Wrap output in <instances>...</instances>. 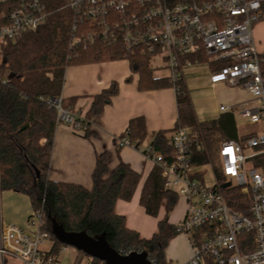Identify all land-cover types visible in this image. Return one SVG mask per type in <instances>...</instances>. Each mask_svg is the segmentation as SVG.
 <instances>
[{
    "label": "built area",
    "instance_id": "1",
    "mask_svg": "<svg viewBox=\"0 0 264 264\" xmlns=\"http://www.w3.org/2000/svg\"><path fill=\"white\" fill-rule=\"evenodd\" d=\"M263 1L72 0L69 48L122 42L127 54H147L151 65L165 66L173 83L184 78L186 67L218 61L217 68H210V82L249 89L262 104L241 114L250 123H258L264 121V58L254 26L264 20ZM47 17L41 0H20L9 16L1 12L0 52L9 39L36 30ZM203 55L208 57L205 62H201ZM49 103L57 110V124L85 131V115L65 107L62 97ZM229 109L221 106L223 111ZM116 140L120 147L143 150L129 139L128 132ZM169 145L173 156L167 157L152 144L143 151L160 168L166 187L189 199L186 216L176 224L192 249V256L182 264H264V127L243 140L219 143L223 185L240 188L249 198L246 212L229 205L214 169L215 182L208 185L203 180L202 167L208 162L196 161V150L202 146L196 134L189 128L176 129ZM47 239L52 237L45 229L43 210H33L27 224L20 226L5 222L0 208V264H10L11 259L20 264H81L78 258L73 263L62 261L64 245L43 250Z\"/></svg>",
    "mask_w": 264,
    "mask_h": 264
},
{
    "label": "trees",
    "instance_id": "2",
    "mask_svg": "<svg viewBox=\"0 0 264 264\" xmlns=\"http://www.w3.org/2000/svg\"><path fill=\"white\" fill-rule=\"evenodd\" d=\"M71 1L41 0L48 12L46 21L36 30L9 39L0 52V189L24 193L30 198L33 210H43L45 229L51 233L56 250L68 244L54 234V223L66 234L102 237L121 253L146 251L153 264H170L166 258V249L180 233L177 225L169 221V215L177 206L180 195L166 187L158 166L147 176L140 195V203L151 216H158L163 204L166 207V215L159 221L158 230L150 238L142 237L137 230L130 228L126 217L115 208L118 200L129 201L133 198L142 178L129 163L121 160L111 170L108 166V152L101 153L92 173L91 188L49 178L57 127V110L49 103V99L61 98L66 68L128 59L132 71L139 74L140 89L175 87L178 106L176 125L172 130L155 132L151 142L167 157L175 154L169 145V137L181 127L189 128L202 143L201 149L196 150V161L199 164L212 160L213 151L222 140H243L246 135H239L232 112L223 113L215 119L200 120L186 82L181 79L173 83L169 77H155L147 54H127L122 42L114 46L97 42L69 48L74 18ZM19 5L20 0H5L0 3V13L9 16ZM262 13L264 17V1ZM207 60V55L201 57V62ZM219 65L218 61L210 62L211 69ZM262 72L264 75V61ZM118 92L119 84L113 82L93 97L85 115L86 137L91 135V120L102 114L105 106ZM75 99L62 98V104L73 108ZM126 132L132 142L141 146L148 137L145 118H132ZM215 171L229 205L246 212L249 198L241 193L240 188L225 187L221 171L218 168ZM92 264L105 262L94 258Z\"/></svg>",
    "mask_w": 264,
    "mask_h": 264
},
{
    "label": "crops",
    "instance_id": "3",
    "mask_svg": "<svg viewBox=\"0 0 264 264\" xmlns=\"http://www.w3.org/2000/svg\"><path fill=\"white\" fill-rule=\"evenodd\" d=\"M254 36L259 51L263 53V20L256 23ZM199 64L202 63L186 67L183 70V80L188 88L192 78L202 68H205ZM203 64H206L210 74V66L207 63ZM151 66L154 68L155 77L169 76V70L165 66L157 68L154 65ZM113 82L119 84V92L105 106L102 114L91 120V135L89 137H86L84 132H77L68 125L57 124L49 178L78 183L91 188L93 185L92 173L97 157L101 153L108 152V166L111 170L121 160L129 163L134 170L141 174L142 178L133 198L129 201L118 200L115 208L119 214L126 217L127 225L130 228L137 230L142 237L150 238L158 230L159 221L166 215V207L163 204L158 216H151L146 213L144 206L140 203L143 184L156 166L143 150L151 144L155 132L172 130L175 127L178 118L176 89L173 86L140 89L139 74L132 71L129 60L118 59L68 66L61 97L66 100L75 97L71 109L86 115L93 97L108 88ZM211 85L217 89H224L227 92V98L215 111L197 112L196 110L200 120L215 119L223 113H234L238 104L249 101V91L246 87L229 86L223 83H212ZM189 90L193 101L191 89L189 88ZM222 105L229 106L230 109L223 111L221 110ZM138 116L145 118L148 131L147 139L141 144L143 150L131 145L118 146L116 139L126 133L130 120ZM0 208L2 219L5 222L20 226L27 224L33 212L30 198L24 193L13 190L2 191L0 189ZM187 209L186 205H177L171 211L169 221L177 224L186 216ZM184 236V234H180L171 240L166 249V258L169 262L172 263L170 259L172 257L177 263L182 264L192 256L190 243L187 236Z\"/></svg>",
    "mask_w": 264,
    "mask_h": 264
},
{
    "label": "rangeland",
    "instance_id": "4",
    "mask_svg": "<svg viewBox=\"0 0 264 264\" xmlns=\"http://www.w3.org/2000/svg\"><path fill=\"white\" fill-rule=\"evenodd\" d=\"M255 36H256V31H255ZM262 44L264 45V40ZM158 62L159 61H156L155 63ZM199 65L205 68H202V70H200V72L197 73L196 76H194L192 80L189 82V88L191 89L193 96V102H194L193 104L195 105L197 112L215 111L220 108L222 102H225L224 100H226L227 98V92L224 89L221 88L217 89L213 87L211 85L212 83L209 80V70L206 68V64L202 63ZM248 95H249V101L238 104L233 111L240 135L259 132L264 127V121L258 123H250L246 118L242 116L241 112L243 110L260 106L262 104V102L259 99L255 98L250 93V91ZM216 168H218L221 171V160L219 157V143L217 145V148L213 151L212 160L209 161L206 165H203L202 167L203 169L202 174H206L205 179L203 178L206 184L212 185L215 182L213 169L216 170ZM233 184L234 185L236 184L235 180H233ZM188 203L189 201L187 197L180 196L177 205L188 206ZM53 244H54L53 239H47V241L41 247L43 250H49ZM64 248H66V250L61 252L60 255V258L64 263H73L75 259L78 258L79 261H81V264H92L94 257L84 252L78 251L77 248L69 244L64 245ZM170 259L172 260V263L170 262V264H180L177 263L174 258L170 257ZM9 263L20 264L18 261L12 259L9 260Z\"/></svg>",
    "mask_w": 264,
    "mask_h": 264
},
{
    "label": "water",
    "instance_id": "5",
    "mask_svg": "<svg viewBox=\"0 0 264 264\" xmlns=\"http://www.w3.org/2000/svg\"><path fill=\"white\" fill-rule=\"evenodd\" d=\"M53 232L62 242L104 261L105 264H153L146 251L132 250L128 253H121L102 237L93 238L85 234H66L56 223H54Z\"/></svg>",
    "mask_w": 264,
    "mask_h": 264
}]
</instances>
